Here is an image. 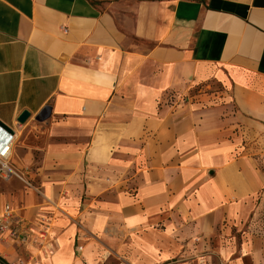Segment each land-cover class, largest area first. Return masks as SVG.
Listing matches in <instances>:
<instances>
[{"label":"crops","instance_id":"crops-1","mask_svg":"<svg viewBox=\"0 0 264 264\" xmlns=\"http://www.w3.org/2000/svg\"><path fill=\"white\" fill-rule=\"evenodd\" d=\"M0 121L9 262L264 264V0H0Z\"/></svg>","mask_w":264,"mask_h":264},{"label":"built area","instance_id":"built-area-1","mask_svg":"<svg viewBox=\"0 0 264 264\" xmlns=\"http://www.w3.org/2000/svg\"><path fill=\"white\" fill-rule=\"evenodd\" d=\"M17 178L27 185H31L22 173L13 164V141L4 143L0 149V180L10 181ZM38 236L47 241L50 234L51 221L49 218L40 220ZM35 233L29 227L27 219L18 215L17 210L10 203L5 204L0 211V243H9L13 246L22 247L34 241ZM37 236V235H36ZM0 264H23L11 263L0 257Z\"/></svg>","mask_w":264,"mask_h":264},{"label":"rangeland","instance_id":"rangeland-1","mask_svg":"<svg viewBox=\"0 0 264 264\" xmlns=\"http://www.w3.org/2000/svg\"><path fill=\"white\" fill-rule=\"evenodd\" d=\"M28 134V132H26V131H23V132H21V138L23 137V135L24 134ZM35 140V136L31 133V134H28V139H27V141L28 142H32L33 143V141ZM31 143V144H32ZM23 154V156H24V152L22 153ZM36 158L37 159H39V155L37 154V156H36ZM259 166L261 167V169H262V171H263V173H264V156H262L260 159H259ZM21 182L19 181V180H17V179H15V180H13L12 182H10V183H3V184H1L0 185V193L2 194V193H4V194H6L7 192H8V185H10V184H12L13 186H15V185H17V187L19 186V184H20ZM7 185V186H6ZM13 191H14V187H13ZM6 197V196H5ZM5 197H0L1 198V200H3V199H5ZM6 198H8V197H6ZM263 205H262V207H261V211H260V213H259V215L257 216V219H259L260 220V222H261V224H260V227H261V229H260V231H263L264 230V192H263ZM0 257L3 259V260H5V261H7V262H9L8 260H6L3 256H1L0 255ZM11 263H16V262H11Z\"/></svg>","mask_w":264,"mask_h":264},{"label":"water","instance_id":"water-1","mask_svg":"<svg viewBox=\"0 0 264 264\" xmlns=\"http://www.w3.org/2000/svg\"><path fill=\"white\" fill-rule=\"evenodd\" d=\"M29 117H30V113H29L28 111H24V112L20 115V117H19V119H18V122H19L20 124H25L26 121L29 119ZM43 117H45V115H43ZM0 127H1L4 131H6L7 133H9L10 135H14V134H15L14 131H13L10 127H8L7 125H5V124L2 123L1 121H0Z\"/></svg>","mask_w":264,"mask_h":264},{"label":"trees","instance_id":"trees-1","mask_svg":"<svg viewBox=\"0 0 264 264\" xmlns=\"http://www.w3.org/2000/svg\"><path fill=\"white\" fill-rule=\"evenodd\" d=\"M48 111V110H47ZM46 113V112H45ZM43 115H44V113H43Z\"/></svg>","mask_w":264,"mask_h":264}]
</instances>
